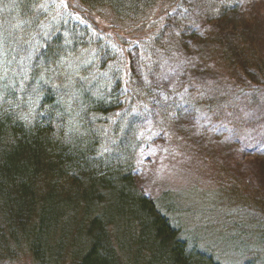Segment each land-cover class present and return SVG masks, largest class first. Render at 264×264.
<instances>
[{"label": "trees", "instance_id": "obj_1", "mask_svg": "<svg viewBox=\"0 0 264 264\" xmlns=\"http://www.w3.org/2000/svg\"><path fill=\"white\" fill-rule=\"evenodd\" d=\"M36 1L0 0V8L9 13L0 17V49L9 51L0 57V71L4 72L0 77V264H12L22 247L34 264H264V228L255 232V224L248 218L258 214L264 220V162L259 185L247 177L223 175L217 170L224 178L219 182L226 186L223 192L247 199L236 206L247 209L236 213L238 222L218 224L223 230L218 236H210L209 222L214 219L197 222L203 215L232 217L224 203L212 213L206 208L183 218V211L189 213L168 192L159 198L148 197L134 178L137 149L131 146L136 142L135 121L129 122L130 133L124 139L119 137L120 121L115 123L111 132L117 145L114 143L112 150L107 139L113 118L133 107L134 95L131 98L126 89L141 81L142 60L134 58L127 67L119 68L120 61L111 48L99 40L94 43L85 28L68 21L69 29L60 26L55 37L33 38L48 17L47 13L35 16ZM86 1L93 7L107 4L119 15H138L142 9H150L153 14L158 12L161 22L164 15L168 20L177 16L167 7L168 0ZM196 1L198 5L202 2ZM200 9L206 12V8ZM241 11L223 8L222 14L244 19ZM7 23L17 30L10 32ZM194 24V20L181 23L183 43L192 39ZM231 36L220 42L224 50L219 59L228 66L242 58L250 77L243 86L254 90L251 82H255L264 90V59L248 51L254 38L235 34L228 38ZM210 39L214 37L205 32L188 42L201 49ZM89 47L96 50L90 64L74 68L81 57L79 51ZM104 50L111 58L104 57ZM187 57L191 68L195 63ZM196 57L200 62L202 52ZM196 66L195 70L202 72L210 67L204 63ZM94 67L99 72L95 73L97 84H91L88 92L84 84ZM118 68L127 71V77H115L112 73ZM192 85L199 86L198 82ZM154 90L158 87L149 88L137 101L145 106L158 104L161 120L166 117L164 112L169 113V105L155 102ZM196 103L207 109L197 99ZM254 107L264 108L259 102H254ZM240 235L248 237V242L241 241ZM230 254L236 259H226Z\"/></svg>", "mask_w": 264, "mask_h": 264}, {"label": "rangeland", "instance_id": "obj_2", "mask_svg": "<svg viewBox=\"0 0 264 264\" xmlns=\"http://www.w3.org/2000/svg\"><path fill=\"white\" fill-rule=\"evenodd\" d=\"M216 1L202 0L198 5L196 0H168L167 7L171 11L175 10L177 16L168 20L164 15L161 22L158 12L153 14L146 8L138 15H119L104 3L93 7L87 1L85 4L83 0H37L33 9L35 16L47 13L48 17L41 21L36 35H32L33 38L39 36L48 40L60 33V26H65L68 30V21L82 29L85 28L94 43L99 40L101 45L111 48L120 61L119 68L124 65L127 67L129 61L134 58L142 60L139 63L142 70L141 81L126 89L131 98L134 95L133 107L125 114L113 118V126H110L107 134L109 149L112 150L114 143L116 144L111 132L115 123L120 121L122 133L120 132L119 137L124 139L125 135L130 133L129 122L135 121L136 142L133 141L131 147L137 149L134 178L140 190L150 198H159L164 192H168L178 200L177 204L189 213L183 211V218L194 213L199 214L206 208H209L206 210L208 213H212L217 210L218 204L224 203L232 221L221 216L214 218L211 215H203L197 222L214 219L209 222L212 223L209 230L210 236L213 237L218 236L219 231L223 232L219 230L218 224L236 223L239 221L236 213L241 214L247 210L236 208L241 204V200H247L245 196L236 199L223 192L226 186L223 182L219 185V182L224 178L217 170L220 169L223 175L233 174L243 179L247 177L249 182L259 185L262 178L260 165L264 162V108L254 107V102L262 103L264 107V90L258 88L255 82H251L256 88L254 90L252 87L246 90V86H243L250 77L240 61L242 58L228 62V66L219 59L223 57L224 50L219 46L220 42L232 39V36L228 37L233 34L236 37L244 35L247 39L254 38L252 42L249 41L252 47L248 51L264 59V0ZM202 7L206 8V12L200 9ZM223 8H240L241 12H244L240 16L245 17L236 19L230 14H222ZM246 8L250 13L245 12ZM127 9H130V6ZM8 14L0 8V17ZM207 15L210 17H203ZM11 19L13 18L8 20ZM190 20H194L195 24L192 39L188 41H194L199 35L202 37L205 32L214 37L201 49L198 45L188 41L183 43V40H180L181 23ZM7 27H10V32L17 30L16 27L10 26V23H7ZM0 29L2 30L1 26ZM182 34L185 36V33ZM64 35L74 39L79 37L76 34ZM249 43L244 44L249 46ZM90 44L89 41L88 45ZM144 44V47H140ZM79 52L81 57L75 61L74 68L82 69L90 64L96 50L89 47ZM198 52H202L203 56L200 62L196 57ZM1 53L7 55L9 51L0 49L2 58ZM104 53V57L109 55L111 58L105 50ZM187 55L191 56L195 63L191 68ZM212 61L216 64L211 63ZM200 63L210 67L204 72L195 70L196 65ZM259 65L262 68V63ZM132 66L136 67L135 64ZM119 68L114 69L112 74L115 77H127L128 72L123 73ZM95 73H99L97 67L89 73V79L84 84L88 92L92 88L91 84H97L95 79H98V76H95ZM103 73L107 79L109 71ZM3 75L1 70L0 77ZM256 79L260 83L263 81L259 77ZM197 82L199 86H190L192 83V86H195ZM155 87H158V90L153 91L157 99L155 102L169 105V113L164 112L166 117H161V120L157 114L158 104L145 106L137 101L144 97L143 92ZM161 94H164V97H160ZM196 99L209 112L199 107ZM123 147H128V140L123 143ZM248 218L255 224V232L261 227L264 228L263 217L252 214ZM215 219L221 221L217 222ZM240 237L241 241L248 242V237ZM24 249H20L12 264H34L33 257ZM241 253L243 255V252ZM226 259L233 261L236 258L230 254Z\"/></svg>", "mask_w": 264, "mask_h": 264}]
</instances>
